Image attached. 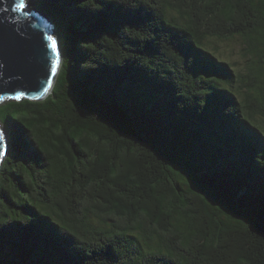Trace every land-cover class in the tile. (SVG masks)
Wrapping results in <instances>:
<instances>
[{"label":"trees","instance_id":"trees-1","mask_svg":"<svg viewBox=\"0 0 264 264\" xmlns=\"http://www.w3.org/2000/svg\"><path fill=\"white\" fill-rule=\"evenodd\" d=\"M32 2L62 63L0 103V264H264V0Z\"/></svg>","mask_w":264,"mask_h":264},{"label":"water","instance_id":"water-1","mask_svg":"<svg viewBox=\"0 0 264 264\" xmlns=\"http://www.w3.org/2000/svg\"><path fill=\"white\" fill-rule=\"evenodd\" d=\"M18 3L20 0H0V102L24 97L42 99L52 91L62 63L60 39L52 19L34 8L30 0H24L22 9L16 8ZM49 37L56 42L55 51ZM0 130L5 132L0 142L1 162L8 134L2 127Z\"/></svg>","mask_w":264,"mask_h":264},{"label":"rangeland","instance_id":"rangeland-1","mask_svg":"<svg viewBox=\"0 0 264 264\" xmlns=\"http://www.w3.org/2000/svg\"><path fill=\"white\" fill-rule=\"evenodd\" d=\"M30 1H31L32 5H33L32 0H30ZM47 18H49V17H47ZM53 28H55L54 22H53ZM226 42H228V43H226ZM242 45H243V43L240 42V41H234V42L222 41V42H220V45H219L220 52L218 54L221 55L222 57L226 58L227 61L234 63L235 67L242 69L245 66V64H246L245 56H244L243 50H242ZM57 75L58 74H56V78H57ZM53 81L55 82L56 79L53 80ZM51 93H52V91L50 90V92L47 93L46 95H44L42 97V99L46 98ZM42 99H40V100H42ZM2 128L4 129L3 126H2ZM8 148H9V144H8ZM5 156H6V151H5L4 158H5Z\"/></svg>","mask_w":264,"mask_h":264},{"label":"snow or ice","instance_id":"snow-or-ice-1","mask_svg":"<svg viewBox=\"0 0 264 264\" xmlns=\"http://www.w3.org/2000/svg\"><path fill=\"white\" fill-rule=\"evenodd\" d=\"M25 7V3H24V0H20V3H18L16 5V8L17 9H22ZM49 39L52 41V44H51V47L53 48V50L55 51L56 49V42L55 40L52 38V37H49ZM58 62V61H57ZM55 63L53 65V69L52 71L55 72ZM46 91V90H45ZM5 139V132L3 130H0V142L4 141ZM0 147H2V145H0ZM0 155H2V151H0Z\"/></svg>","mask_w":264,"mask_h":264},{"label":"bare ground","instance_id":"bare-ground-1","mask_svg":"<svg viewBox=\"0 0 264 264\" xmlns=\"http://www.w3.org/2000/svg\"><path fill=\"white\" fill-rule=\"evenodd\" d=\"M2 127V126H1ZM6 141H7V144H6V155H7V153H8V150H9V148H8V144H9V140L6 138ZM8 149V150H7ZM2 163H3V161H1L0 162V167H1V165H2Z\"/></svg>","mask_w":264,"mask_h":264},{"label":"clouds","instance_id":"clouds-1","mask_svg":"<svg viewBox=\"0 0 264 264\" xmlns=\"http://www.w3.org/2000/svg\"><path fill=\"white\" fill-rule=\"evenodd\" d=\"M20 99H21V98H20ZM1 102H4V101H1ZM1 102H0V103H1ZM0 127H1V123H0ZM3 160H4V159H3Z\"/></svg>","mask_w":264,"mask_h":264}]
</instances>
